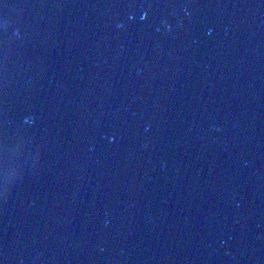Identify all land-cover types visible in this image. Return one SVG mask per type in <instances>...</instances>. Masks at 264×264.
Listing matches in <instances>:
<instances>
[{"label": "water", "instance_id": "obj_1", "mask_svg": "<svg viewBox=\"0 0 264 264\" xmlns=\"http://www.w3.org/2000/svg\"><path fill=\"white\" fill-rule=\"evenodd\" d=\"M0 264H264V0H0Z\"/></svg>", "mask_w": 264, "mask_h": 264}]
</instances>
